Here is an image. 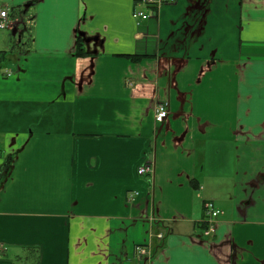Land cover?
<instances>
[{"label":"crops","instance_id":"0c3cea01","mask_svg":"<svg viewBox=\"0 0 264 264\" xmlns=\"http://www.w3.org/2000/svg\"><path fill=\"white\" fill-rule=\"evenodd\" d=\"M145 1L0 0V264H264V0Z\"/></svg>","mask_w":264,"mask_h":264},{"label":"built area","instance_id":"2783aa9c","mask_svg":"<svg viewBox=\"0 0 264 264\" xmlns=\"http://www.w3.org/2000/svg\"><path fill=\"white\" fill-rule=\"evenodd\" d=\"M148 5H154L156 7H159L164 4H171L174 3L175 0H146L145 1ZM133 18L134 19H140V20H146L147 15L139 12V11H134L133 12ZM8 26V14L5 9L0 8V29H4ZM6 76H10V72L6 71L4 73ZM168 112L165 106L163 105H158L155 111L154 115V120L156 122H163L167 118ZM0 156H1V151H0ZM138 174L139 175H148L151 172V167L148 164L142 165L141 167L138 168ZM204 209V215H205V228L202 231V235L204 237H208L211 233H213L215 229V224L214 220L218 216L219 211L215 210L213 207V204L210 202H206L203 205ZM3 249L0 246V254L2 253ZM136 255L139 258L142 259H148L150 256L149 249L144 246H137L136 247Z\"/></svg>","mask_w":264,"mask_h":264},{"label":"trees","instance_id":"16d2710c","mask_svg":"<svg viewBox=\"0 0 264 264\" xmlns=\"http://www.w3.org/2000/svg\"><path fill=\"white\" fill-rule=\"evenodd\" d=\"M19 14V12L17 13ZM87 53L84 49V44L82 39L79 37L76 40V46H75V56L77 57H84L86 56ZM126 57H128V59L132 60V61H139L141 58L137 57V56H131V55H127ZM202 228H205V224L202 225Z\"/></svg>","mask_w":264,"mask_h":264},{"label":"water","instance_id":"95a60500","mask_svg":"<svg viewBox=\"0 0 264 264\" xmlns=\"http://www.w3.org/2000/svg\"><path fill=\"white\" fill-rule=\"evenodd\" d=\"M79 36L82 38L83 42L85 44H88L90 41H97L96 38H88V37H85L83 33H79Z\"/></svg>","mask_w":264,"mask_h":264},{"label":"rangeland","instance_id":"374dc122","mask_svg":"<svg viewBox=\"0 0 264 264\" xmlns=\"http://www.w3.org/2000/svg\"><path fill=\"white\" fill-rule=\"evenodd\" d=\"M3 30H0V32H2ZM3 32H5L7 35H9V33H10V31H8V30H6V31H3ZM16 46L15 45H13V47L12 48H15ZM12 50V49H11ZM6 54H9V53H11V51L9 50V51H6L5 52Z\"/></svg>","mask_w":264,"mask_h":264}]
</instances>
